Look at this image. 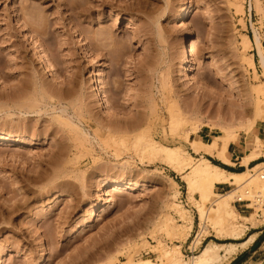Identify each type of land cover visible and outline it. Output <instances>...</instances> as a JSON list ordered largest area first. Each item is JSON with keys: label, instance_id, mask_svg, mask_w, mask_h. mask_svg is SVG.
I'll return each mask as SVG.
<instances>
[{"label": "rangeland", "instance_id": "1", "mask_svg": "<svg viewBox=\"0 0 264 264\" xmlns=\"http://www.w3.org/2000/svg\"><path fill=\"white\" fill-rule=\"evenodd\" d=\"M105 2L0 0V264H120L130 256L161 263L162 245L180 244L192 260L210 241H239L217 237L211 220L201 223L181 175L150 159L135 136L150 130L199 158L188 132L211 141L218 122L255 118L264 70L246 59H254L255 31L264 48V0L251 10L250 0ZM191 39L193 68L185 71ZM98 84L111 108L94 94ZM173 104L185 119L176 130ZM260 127L240 128L230 152L245 155L253 137L264 140ZM6 136L22 143H3ZM250 173L259 178L261 169L243 180ZM121 178L136 189L109 185ZM176 204L194 220L186 238L164 226L168 213L180 221L170 209ZM256 217L246 235L257 231V239L226 264H264V219Z\"/></svg>", "mask_w": 264, "mask_h": 264}, {"label": "bare ground", "instance_id": "2", "mask_svg": "<svg viewBox=\"0 0 264 264\" xmlns=\"http://www.w3.org/2000/svg\"><path fill=\"white\" fill-rule=\"evenodd\" d=\"M104 2L105 0H101L100 5H103ZM93 3L94 0H92V4ZM260 7V0H254L253 3L252 0H250V10L253 8L260 9ZM243 36L244 39L242 44L243 47L247 49L250 47L252 41L248 37V35L244 34ZM255 45L258 48L260 65L264 69V48L261 42V38L256 31ZM195 49L196 44L192 39L188 41V44L184 47V56L188 62L185 71L191 70L193 68L190 58ZM41 57L40 59H42ZM246 61L249 62L254 68L255 72H257L254 59H252L251 57H247ZM47 67L51 68L49 64H47ZM99 82H101V78L97 79V83ZM94 90V94L99 97L101 104L106 108L109 107L110 105H108V101L103 95L99 84L95 87ZM254 91L257 92L258 97L256 103V115L253 120H239L240 122L237 125L218 122V129L221 131V133L215 136L211 141L192 138L191 135L188 134L189 132L185 135V139L189 143L190 147L194 150L195 153L201 155L199 158H195L191 154L187 153L182 147L168 146L154 139L152 134L150 133V130L145 131L144 133L142 132V134H138L135 136V138L138 140L139 146L146 152L147 156L150 159H153L155 162L158 161L165 164L173 171L181 175V177L187 184V197H189L191 201H194L201 223L205 224L207 220H211V224L216 231L217 237L233 238L239 241L230 243H218L215 241H210L192 260H186L183 258L182 252L180 250V244H176V247H166L165 245H162L160 246L163 258L161 263H155L149 259L135 261V258L133 256H130L126 261H120V264H226L231 261L233 255L236 254L239 249L248 248L251 242L257 239V236L259 234V232L257 231L246 235L247 230H249L250 228H256L259 225V219L256 217L255 212H252L250 215L241 214L233 205L232 200L234 199L233 197H235L234 195L237 194L238 188L242 189V187L246 184H248L250 187L249 183L254 184V187L255 184H257L258 189L261 188L262 191H264V180L260 179V177L258 178L256 174L250 173L251 175L247 179L243 180V178L248 175V172H250V170H255L256 173L260 169L262 171L264 162H258L252 167L249 164L251 161L257 160L262 156V154L260 153V147L264 144V140L259 136H255L253 137V139L247 142L248 148H250V150L246 152L245 155H243L240 159L241 164L247 167V170H243L240 172L226 170L225 168L212 162L206 156L209 155L215 157L221 162L228 165L235 164V162L232 161L231 158L226 156V153L229 150L230 144L233 142H237V140L239 139L238 130L242 128L245 134H250L258 121L264 119V98H261V95L264 96V81L260 84L258 83L257 86L254 87ZM111 107L112 106H110V108ZM169 111L171 124H173L171 127L174 130L175 127H178L180 124L185 122L183 111L176 104L172 106ZM199 127L200 125L197 124L195 127L191 128L192 133H197ZM108 131L112 132L113 135L114 133H116V131L113 132L111 128ZM118 137L120 138L119 135ZM124 137H121L120 139L122 142L125 141ZM3 140V143L7 144L22 143V141H20L19 139H13L12 137L7 136L4 137ZM226 183L234 184L238 188L231 189L224 193H217L215 191L217 184ZM109 185L113 186L115 190H121L124 188L129 190L136 189L135 184L125 181L124 178L112 181ZM196 193L200 194V199H197L195 197ZM208 202L211 204V211L206 208V204ZM170 209L175 211V213H177L181 219L180 221H177L174 216H169L170 214L168 213L166 215L165 225L163 224L166 227L165 229L168 232H175L176 229H182L184 232V238L188 237L189 232L194 224L192 216L187 215L186 212L183 211L184 208H181L179 204L170 206ZM262 219H264V213ZM198 237L195 238L194 243L200 242ZM109 264H114V260H111Z\"/></svg>", "mask_w": 264, "mask_h": 264}, {"label": "built area", "instance_id": "3", "mask_svg": "<svg viewBox=\"0 0 264 264\" xmlns=\"http://www.w3.org/2000/svg\"><path fill=\"white\" fill-rule=\"evenodd\" d=\"M260 159H264V154L263 156L258 158L257 161H259ZM263 162L264 161H262L261 163ZM262 169L263 170L261 171L262 174L260 173V179L264 180V167ZM232 203L234 204L237 210H240L242 212L255 211L257 216L263 217L264 191L255 189L253 187L243 186L242 189L238 188L237 194L235 195L234 201Z\"/></svg>", "mask_w": 264, "mask_h": 264}, {"label": "crops", "instance_id": "4", "mask_svg": "<svg viewBox=\"0 0 264 264\" xmlns=\"http://www.w3.org/2000/svg\"><path fill=\"white\" fill-rule=\"evenodd\" d=\"M254 49V53H253V57H254V62H255V64H256V67L258 66L259 68H261L262 66L258 63V65H257V61H258V56H259V52H258V48H257V46L255 45V47L253 48ZM264 70V69H263ZM261 127H260V130H263L264 131V119H262L261 121ZM253 131V130H252ZM230 147V146H229ZM231 148V147H230ZM230 150L231 149H229L228 150V152L226 153V156L227 157H229V155H231V160L233 161V160H235V164L234 165H228V164H226V165H228V166H230V167H233V168H237L236 166H238L239 168H243V167H245V166H243V164H241V162H240V159H241V157L243 156H239V155H237V150L236 149H233L232 150V152H230ZM239 151V150H238ZM230 158V157H229ZM258 162H260V161H257V160H253V161H251L250 162V164L249 165H252V166H254L255 164H257ZM223 163V162H222ZM225 164V163H224Z\"/></svg>", "mask_w": 264, "mask_h": 264}, {"label": "trees", "instance_id": "5", "mask_svg": "<svg viewBox=\"0 0 264 264\" xmlns=\"http://www.w3.org/2000/svg\"><path fill=\"white\" fill-rule=\"evenodd\" d=\"M215 164L225 168L226 170H229V171H233V172H240L242 171L241 169L242 168H233V167H230L224 163H222L221 161H215V160H212Z\"/></svg>", "mask_w": 264, "mask_h": 264}]
</instances>
